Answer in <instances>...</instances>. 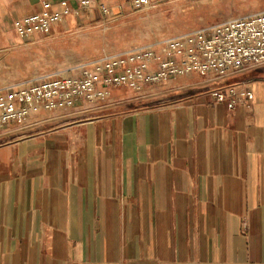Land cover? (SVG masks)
Wrapping results in <instances>:
<instances>
[{"label":"crops","instance_id":"1","mask_svg":"<svg viewBox=\"0 0 264 264\" xmlns=\"http://www.w3.org/2000/svg\"><path fill=\"white\" fill-rule=\"evenodd\" d=\"M91 1L0 0V88L162 41L153 14L176 0ZM44 2L69 12L21 36ZM237 84L251 108L211 96ZM96 91L0 134V264H264V64Z\"/></svg>","mask_w":264,"mask_h":264},{"label":"built area","instance_id":"2","mask_svg":"<svg viewBox=\"0 0 264 264\" xmlns=\"http://www.w3.org/2000/svg\"><path fill=\"white\" fill-rule=\"evenodd\" d=\"M162 0H136L135 5L153 7ZM85 9L91 0H78ZM66 5V2H63ZM51 3L44 2V11L14 22L21 36L33 32L47 33L69 12H50ZM108 12V9H104ZM167 54L159 59L156 47ZM264 64V11L247 16L227 18L214 25L190 30L154 44L135 47L80 66V74L55 73L0 88V134L11 124L26 122L33 113L72 107L77 100L104 98L105 91H96V80L106 87L127 85L135 90L159 84L173 76L198 72L223 76L229 70H243L249 65ZM156 66L155 69L152 67ZM216 102L229 108L238 104L251 108L254 93L246 84L212 90Z\"/></svg>","mask_w":264,"mask_h":264},{"label":"rangeland","instance_id":"3","mask_svg":"<svg viewBox=\"0 0 264 264\" xmlns=\"http://www.w3.org/2000/svg\"><path fill=\"white\" fill-rule=\"evenodd\" d=\"M174 4L162 5L153 14L155 29L161 36H174L190 30L214 25L227 18L247 16L249 14L264 11V0H188L173 1ZM147 32L130 34L134 37L146 36ZM86 35V34H82ZM127 36L124 33L121 36ZM66 56L74 51L78 55L87 56L90 48L76 50L72 46L62 48ZM1 143V142H0Z\"/></svg>","mask_w":264,"mask_h":264}]
</instances>
